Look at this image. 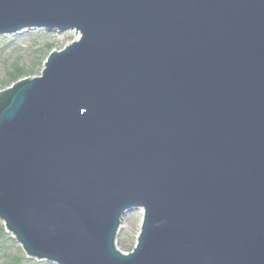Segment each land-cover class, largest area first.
<instances>
[{
    "label": "water",
    "instance_id": "1",
    "mask_svg": "<svg viewBox=\"0 0 264 264\" xmlns=\"http://www.w3.org/2000/svg\"><path fill=\"white\" fill-rule=\"evenodd\" d=\"M36 27L81 37L0 93V220L24 250L264 264V0H0V35Z\"/></svg>",
    "mask_w": 264,
    "mask_h": 264
},
{
    "label": "rangeland",
    "instance_id": "2",
    "mask_svg": "<svg viewBox=\"0 0 264 264\" xmlns=\"http://www.w3.org/2000/svg\"><path fill=\"white\" fill-rule=\"evenodd\" d=\"M75 38L71 31L48 32L46 29L31 28L22 35H0V91L8 88L18 78L40 75L43 63L52 50H60ZM142 211L127 212L117 235V248L130 252L136 244L140 231ZM0 226L2 223L0 222ZM22 248L10 234L0 233V264H14L23 257ZM25 257V256H24ZM15 259V260H14ZM20 260L18 264H51L45 261Z\"/></svg>",
    "mask_w": 264,
    "mask_h": 264
},
{
    "label": "bare ground",
    "instance_id": "3",
    "mask_svg": "<svg viewBox=\"0 0 264 264\" xmlns=\"http://www.w3.org/2000/svg\"><path fill=\"white\" fill-rule=\"evenodd\" d=\"M27 31H28V30H22V31H20L19 33L15 34V35H16V36H18V35H22L24 32H27ZM71 32L75 33V38H74L73 40L78 39L79 34H78L77 32H74L73 30H72Z\"/></svg>",
    "mask_w": 264,
    "mask_h": 264
},
{
    "label": "trees",
    "instance_id": "4",
    "mask_svg": "<svg viewBox=\"0 0 264 264\" xmlns=\"http://www.w3.org/2000/svg\"><path fill=\"white\" fill-rule=\"evenodd\" d=\"M0 233L2 234V229L0 228ZM21 260V259H20ZM13 264V263H12ZM14 264H18V259L14 261Z\"/></svg>",
    "mask_w": 264,
    "mask_h": 264
}]
</instances>
